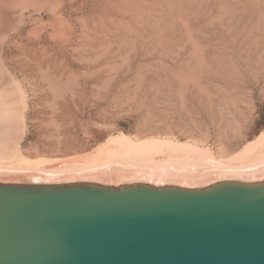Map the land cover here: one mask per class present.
<instances>
[{"label": "rangeland", "instance_id": "obj_1", "mask_svg": "<svg viewBox=\"0 0 264 264\" xmlns=\"http://www.w3.org/2000/svg\"><path fill=\"white\" fill-rule=\"evenodd\" d=\"M18 8L0 46L10 162L73 163L117 135L234 161L264 133V0Z\"/></svg>", "mask_w": 264, "mask_h": 264}, {"label": "water", "instance_id": "obj_2", "mask_svg": "<svg viewBox=\"0 0 264 264\" xmlns=\"http://www.w3.org/2000/svg\"><path fill=\"white\" fill-rule=\"evenodd\" d=\"M0 264H264V176H0Z\"/></svg>", "mask_w": 264, "mask_h": 264}, {"label": "bare ground", "instance_id": "obj_3", "mask_svg": "<svg viewBox=\"0 0 264 264\" xmlns=\"http://www.w3.org/2000/svg\"><path fill=\"white\" fill-rule=\"evenodd\" d=\"M58 1L59 0H0V46L6 41L8 31L12 25V22H6L3 19L5 16H8V13L10 10L12 11L13 7H19V16L21 17L24 11L30 9L52 10L56 7ZM6 70L5 65L0 59V74L7 75ZM1 91L0 176L41 179L100 178L103 180L144 178L182 183H203L224 177L258 178L264 176V133L260 135L257 141L245 147V153L250 151L249 149L253 147L247 155L244 154V157L234 161L213 160L206 157L209 155L204 152L201 154L205 156L201 155L200 152H198L200 155L192 154L187 152L188 150H183L185 148H181L179 144H177L178 142H176V144H172L171 142V144H169L167 142V145L170 147L153 150L157 149L154 148L155 145L153 141H133L124 136L117 135L111 139L113 144L105 146L99 155L73 163H57L50 165L51 163L38 162L40 160L10 162L20 159L22 155L17 141L9 142L8 149L6 148L7 145L5 143L8 141L6 133L10 127L11 118L9 116L8 102L6 103L3 100ZM11 129L12 128H10V130ZM125 146H132L133 148ZM5 149H7V152H5ZM8 172H14V174Z\"/></svg>", "mask_w": 264, "mask_h": 264}]
</instances>
